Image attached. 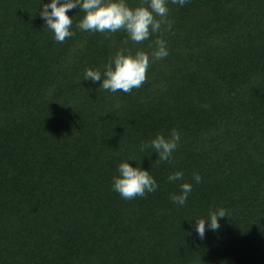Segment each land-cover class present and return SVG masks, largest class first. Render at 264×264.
I'll return each mask as SVG.
<instances>
[{
    "label": "trees",
    "instance_id": "trees-1",
    "mask_svg": "<svg viewBox=\"0 0 264 264\" xmlns=\"http://www.w3.org/2000/svg\"><path fill=\"white\" fill-rule=\"evenodd\" d=\"M41 4L0 0V264H264V0H168L171 29L139 43L79 29L78 8L74 35L57 42ZM157 37L168 55L150 58L140 87L84 79L118 49L150 53ZM172 128L169 161L142 150ZM128 158L156 191L113 190ZM176 170L192 184L182 206L169 199ZM220 207L201 239L195 217Z\"/></svg>",
    "mask_w": 264,
    "mask_h": 264
},
{
    "label": "clouds",
    "instance_id": "clouds-1",
    "mask_svg": "<svg viewBox=\"0 0 264 264\" xmlns=\"http://www.w3.org/2000/svg\"><path fill=\"white\" fill-rule=\"evenodd\" d=\"M173 4L182 7L186 0H171ZM78 8L84 15L78 21L77 27L84 31L93 32H116L123 29L128 34V39L139 43L147 40L152 33L171 29L172 21L168 18V0H147L132 7L127 0H48L39 8L40 17L45 27L53 33V39L63 42L66 37H71L74 32L71 30L72 17L67 13L70 9ZM159 17V18H158ZM168 55L167 42L157 37L151 52L143 50L118 49L104 65L103 71L87 68L84 79H91L93 82L101 81L100 87L105 90L117 92L118 90L128 93L133 88H138L146 79V70L152 60H159ZM181 141V134L176 128L169 130L165 135L157 132L143 147H151L158 153L157 159L169 161L172 153ZM135 160L128 158L117 165V173L112 176V188L124 199H132L136 196H144L146 193L154 192L158 188L156 179L149 170L137 164L132 166L128 161ZM184 173L176 170L167 177L168 181H182L179 185V193H170L169 199L176 204L184 205L192 191V184L183 181ZM199 172L193 173V180L201 182ZM227 215L223 207L210 210L207 216L195 217V232L203 239L207 228L215 231L220 227V217Z\"/></svg>",
    "mask_w": 264,
    "mask_h": 264
}]
</instances>
